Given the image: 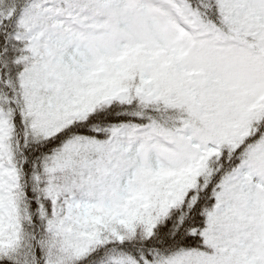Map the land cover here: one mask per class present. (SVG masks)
<instances>
[{
    "label": "snow or ice",
    "instance_id": "snow-or-ice-1",
    "mask_svg": "<svg viewBox=\"0 0 264 264\" xmlns=\"http://www.w3.org/2000/svg\"><path fill=\"white\" fill-rule=\"evenodd\" d=\"M0 264H264V0H0Z\"/></svg>",
    "mask_w": 264,
    "mask_h": 264
}]
</instances>
